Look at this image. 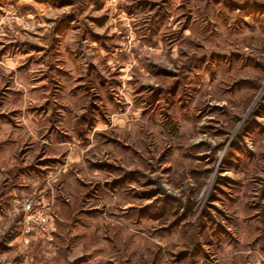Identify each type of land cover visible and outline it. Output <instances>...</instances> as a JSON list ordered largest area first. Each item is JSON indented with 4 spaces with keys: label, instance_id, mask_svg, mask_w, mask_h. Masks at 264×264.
I'll use <instances>...</instances> for the list:
<instances>
[{
    "label": "rangeland",
    "instance_id": "rangeland-1",
    "mask_svg": "<svg viewBox=\"0 0 264 264\" xmlns=\"http://www.w3.org/2000/svg\"><path fill=\"white\" fill-rule=\"evenodd\" d=\"M3 196L0 264H264V0H0Z\"/></svg>",
    "mask_w": 264,
    "mask_h": 264
},
{
    "label": "built area",
    "instance_id": "built-area-1",
    "mask_svg": "<svg viewBox=\"0 0 264 264\" xmlns=\"http://www.w3.org/2000/svg\"><path fill=\"white\" fill-rule=\"evenodd\" d=\"M23 221L26 233L35 231L38 234H42L46 232L48 220L40 211L32 212L29 206L25 207Z\"/></svg>",
    "mask_w": 264,
    "mask_h": 264
},
{
    "label": "crops",
    "instance_id": "crops-1",
    "mask_svg": "<svg viewBox=\"0 0 264 264\" xmlns=\"http://www.w3.org/2000/svg\"><path fill=\"white\" fill-rule=\"evenodd\" d=\"M6 196H3L2 199H0V205L3 204V202L6 201ZM0 252H4L6 254V232L1 234L0 233ZM10 255L3 256L4 264H6V260H10Z\"/></svg>",
    "mask_w": 264,
    "mask_h": 264
},
{
    "label": "clouds",
    "instance_id": "clouds-1",
    "mask_svg": "<svg viewBox=\"0 0 264 264\" xmlns=\"http://www.w3.org/2000/svg\"><path fill=\"white\" fill-rule=\"evenodd\" d=\"M129 79H131V77H129ZM128 100V103L131 104V99L130 98H126ZM138 115V113H137Z\"/></svg>",
    "mask_w": 264,
    "mask_h": 264
}]
</instances>
